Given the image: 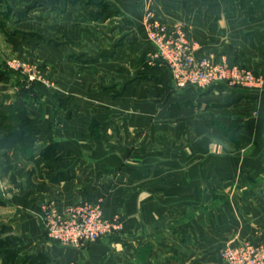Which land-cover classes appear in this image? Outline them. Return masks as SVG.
I'll return each instance as SVG.
<instances>
[{
	"label": "crops",
	"instance_id": "crops-1",
	"mask_svg": "<svg viewBox=\"0 0 264 264\" xmlns=\"http://www.w3.org/2000/svg\"><path fill=\"white\" fill-rule=\"evenodd\" d=\"M63 1L47 24L43 0L14 10L51 82L18 100L34 159L2 171L0 156V221L22 252L43 264H221L226 245L264 240V90L176 89L149 62L142 24L152 8L196 56L264 79V0H72L60 10ZM50 142L56 153L38 160ZM44 201L60 211L98 201L120 230L79 250L59 244L44 233Z\"/></svg>",
	"mask_w": 264,
	"mask_h": 264
},
{
	"label": "built area",
	"instance_id": "built-area-1",
	"mask_svg": "<svg viewBox=\"0 0 264 264\" xmlns=\"http://www.w3.org/2000/svg\"><path fill=\"white\" fill-rule=\"evenodd\" d=\"M147 41L153 51L149 54L152 64L168 69L176 89L197 87L206 89L216 84L226 87H242L264 90V79L247 68L230 65L223 57L196 56L188 34L180 27L168 28L152 8L142 16ZM6 68L20 75L29 87L37 80L31 75L22 60L6 62ZM39 218L49 240L77 250L101 240L120 230L118 218L105 219L100 202L83 201L67 206L62 211L53 203L41 202ZM221 264H264V240L242 241L226 245L219 250Z\"/></svg>",
	"mask_w": 264,
	"mask_h": 264
},
{
	"label": "trees",
	"instance_id": "trees-1",
	"mask_svg": "<svg viewBox=\"0 0 264 264\" xmlns=\"http://www.w3.org/2000/svg\"><path fill=\"white\" fill-rule=\"evenodd\" d=\"M50 2H57L59 0H48ZM73 2L72 0H70ZM2 3V0H0ZM24 12H15L12 8H6L2 15L8 17L9 15L17 16L21 18L24 16ZM155 67H159L158 63ZM14 79L16 88L18 90L17 97L23 98L24 101L29 102L31 94L38 88L39 82L35 81L26 87L23 78L17 73L10 72L3 66L0 65V83L9 79ZM7 111L12 110L14 115L6 117L0 114V156L2 158V171H9L15 169L14 166L10 165L12 158H16L19 161V156L25 155L28 159H34V154L37 151L35 145L34 130H30V117L22 110L20 106H14L13 104L0 106ZM7 120H12L14 125L10 126L6 124ZM57 145L54 142H50L47 146H42L39 153L38 160L47 158L56 153ZM11 153V155H10ZM15 174L11 175V178ZM4 205V202L0 199V206ZM10 226L5 225L0 221V259L5 264H43L41 255H32L24 252L18 246L17 237L10 235ZM26 262V263H25ZM38 262V263H37Z\"/></svg>",
	"mask_w": 264,
	"mask_h": 264
},
{
	"label": "rangeland",
	"instance_id": "rangeland-1",
	"mask_svg": "<svg viewBox=\"0 0 264 264\" xmlns=\"http://www.w3.org/2000/svg\"><path fill=\"white\" fill-rule=\"evenodd\" d=\"M61 0L58 1L60 3ZM19 0H2V3H0V65L2 64L6 68V62L12 59H19L22 60V63L25 64L28 71L29 68L32 70L31 75L36 78L37 82L50 85V80L45 77V74L43 73V70L40 67V61L38 59V55L36 54V51L39 50L40 46H36L34 38L31 39L29 36L22 33V36L18 34L17 29L15 27L16 23L19 22L20 18H17V16L9 15L8 17H5L2 15V12H5L6 8H12L15 10V7H18ZM67 2H70V0H64L63 6L60 10L65 9ZM57 2L53 3L48 0H43L42 4V10L43 12H46L43 17V23L47 24L46 22H52L51 17L53 14H50L49 8L51 7V4H56ZM22 6L24 7V3L22 2ZM40 9V8H39ZM61 13V12H60ZM24 17V16H23ZM22 17V18H23ZM55 18V17H54ZM38 23L37 20L32 21L33 24ZM28 23V22H26ZM24 23V24H26ZM27 31V30H26ZM42 37L39 38L40 40L43 39V43H48L52 40V36L47 33H41ZM47 52L46 54H48ZM7 69V68H6ZM9 70V69H7ZM10 72H13L9 70ZM16 73V72H13ZM18 74V73H17ZM33 81V82H35ZM31 82V83H33ZM47 87V86H46ZM51 87V86H49ZM18 90L15 85L14 79H9L4 82L0 83V106L13 104L14 106H21L19 103V99H22L20 97H17ZM0 114L6 117H11L14 115V112L12 110L7 111L3 107L0 108ZM7 125L13 126L14 123L12 120L6 121ZM18 159L12 158L10 164L17 166L18 165ZM24 252H22L23 254ZM26 263V262H25ZM38 263V262H37ZM0 264H5L0 259ZM24 264V263H22Z\"/></svg>",
	"mask_w": 264,
	"mask_h": 264
}]
</instances>
